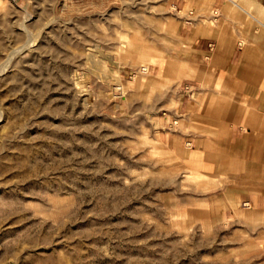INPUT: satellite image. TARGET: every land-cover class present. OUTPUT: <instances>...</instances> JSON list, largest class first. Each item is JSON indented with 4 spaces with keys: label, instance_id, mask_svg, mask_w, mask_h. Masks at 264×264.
Masks as SVG:
<instances>
[{
    "label": "rangeland",
    "instance_id": "rangeland-1",
    "mask_svg": "<svg viewBox=\"0 0 264 264\" xmlns=\"http://www.w3.org/2000/svg\"><path fill=\"white\" fill-rule=\"evenodd\" d=\"M194 11L0 0V264H264L256 115L196 127Z\"/></svg>",
    "mask_w": 264,
    "mask_h": 264
},
{
    "label": "crops",
    "instance_id": "crops-1",
    "mask_svg": "<svg viewBox=\"0 0 264 264\" xmlns=\"http://www.w3.org/2000/svg\"><path fill=\"white\" fill-rule=\"evenodd\" d=\"M180 1L183 6L188 3L192 10H207L204 13L194 11L193 16H188L191 19L188 36L192 45L188 63L205 73L203 87L198 79L188 78L190 96L192 84L199 89L194 92L197 95L195 106L190 105L194 110L191 115L203 118L196 127L210 133H231L232 126H242L235 119L240 120L253 112L256 121L245 128L254 135L252 147L258 150L260 164H264V0L235 1L238 7L230 0H221L219 8H215L218 13L208 11L218 4L217 0ZM219 21L222 23L214 24ZM240 40L245 42L244 47H240ZM199 105L205 106L206 113L197 112ZM220 114L223 115L221 119L218 118ZM222 125L226 130L222 131Z\"/></svg>",
    "mask_w": 264,
    "mask_h": 264
}]
</instances>
